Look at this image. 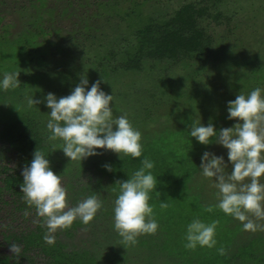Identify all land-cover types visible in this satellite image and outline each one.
<instances>
[{
	"label": "flooded vegetation",
	"instance_id": "flooded-vegetation-1",
	"mask_svg": "<svg viewBox=\"0 0 264 264\" xmlns=\"http://www.w3.org/2000/svg\"><path fill=\"white\" fill-rule=\"evenodd\" d=\"M13 1L11 11L14 13L24 10L27 13V21L24 30L12 38L0 16V74L19 71L20 81L19 87L15 89L0 90V264L91 263L93 258L88 259L94 255L91 251L66 245V238L70 239L76 226L86 225L77 218L70 227L57 229L53 233V244L46 243L43 238L47 233L44 218L37 215L34 205L26 202L19 188L23 182L21 170L31 161L35 149L47 155L53 172L60 175V162L53 150L55 145L48 139L50 132L46 126L42 128L36 118L45 95L51 92L49 87L42 84L46 72L50 70L49 66L53 62H62L65 65L77 55L85 54L86 50L98 53L96 56H99V49H105L112 41L109 39L110 35H114V38H119L121 44L116 51L110 52V57L102 56L85 61L86 67L91 69L90 78L91 75H96L99 81H102L111 74L137 73L145 69L147 64L152 67L159 63L169 67H188L190 73L186 72L185 76H196L197 66L192 69V65H198L208 56V50L213 44L209 30L211 31L213 26L222 25L225 20L230 23L232 18L224 17L226 14L223 12L221 0H47V13H42L41 16L45 19L43 28L50 34L40 31L41 35L34 36L33 33L29 44H26L24 34L33 27L30 26L33 17H29V4L35 0ZM101 1H105L107 8L101 6L96 9L95 5ZM244 1L254 14H262L260 11L264 10V0ZM60 2H63V5H60ZM96 11H99V15L93 17ZM0 14L3 15L1 10ZM48 16L53 18H50L53 23L47 22ZM112 25L116 29L109 33L106 29ZM53 46L56 48L52 50ZM36 47H40V51L45 53L44 62L38 61L40 52L35 50ZM235 64L241 65L237 61ZM245 65H241L244 70L238 74L232 73L231 87L237 88L243 76L249 74L245 72ZM249 66L251 75L260 73L259 77L264 76V65H255L254 61L250 62ZM64 75V79L57 80L59 83L54 84L56 90L61 87L64 89L63 94L72 87L69 78H73L71 72L64 71ZM56 90L54 92L59 93ZM30 95L41 103L29 107L25 100H28ZM40 113L43 115L41 111ZM46 118H49L48 115ZM122 157L124 156H120L119 160H122ZM117 158H97L96 161L86 158L81 164L77 162L68 175V182L62 184L66 189L67 207H74L82 201L83 195L98 194L101 188L96 189L93 183L97 174H101L102 182L99 184L103 185L102 187L106 182H112L108 178V171L105 169L99 173L97 166L98 162L103 160L109 161V165L110 161ZM11 161L13 165H9ZM124 171L125 169L118 173V180H124ZM192 172L193 170L189 169L190 177ZM117 193L116 189L115 194ZM31 215L34 216L33 219ZM23 221L28 223V226L25 227ZM13 243L19 245L18 254L10 251L9 246Z\"/></svg>",
	"mask_w": 264,
	"mask_h": 264
},
{
	"label": "rangeland",
	"instance_id": "rangeland-1",
	"mask_svg": "<svg viewBox=\"0 0 264 264\" xmlns=\"http://www.w3.org/2000/svg\"><path fill=\"white\" fill-rule=\"evenodd\" d=\"M164 2L166 0H163ZM223 2L224 17H231L230 23L225 20L222 25L209 30V35L213 37L212 47L208 50L206 56L198 65L193 64L198 70L196 76H185L190 73L188 67H169L164 64H157L150 67L149 64L141 72L137 73H115L111 74L100 81V88L105 93H112L114 115L127 114L132 126L141 132V144L146 145L152 141H158L159 134L166 130H176L181 126V121L190 113L191 122L207 125L212 123L215 129L233 126L238 121L226 119L227 101L234 100L239 93L247 95L252 89L261 87L264 89V76L259 77L260 73L251 75L249 71L250 62L264 65V10L261 15L254 14L251 7L244 0H221ZM3 12L2 20L10 37L15 38L24 30V24L27 21V13L23 10L11 11L14 4L13 0H0ZM239 3V4H238ZM63 5V2L59 3ZM213 25V22L211 23ZM116 29L115 26H109L106 30L112 33ZM115 33V32H114ZM125 32L120 35L123 36ZM112 41L105 49H99L98 53H92L86 50L85 54L77 55L72 61L66 63H51L50 70L46 72L44 87H49L50 91L57 98L68 95L71 89L79 82L80 74L85 73L90 82L99 81L98 76L89 77V69L86 67L85 61L97 57H110V52L116 51L121 44L119 38L110 35ZM52 47L51 49H55ZM101 52V54H100ZM246 64L245 72L241 82L236 87H231L230 77L232 73L238 74L243 66L236 65ZM60 63V64H59ZM57 66L58 68H55ZM55 68V69H52ZM66 73H72L73 78L70 79L71 88L65 94L64 89L56 90L54 86L59 83L57 80L65 78ZM187 72V73H186ZM98 75V73H96ZM64 76V77H62ZM183 76L185 79H183ZM192 78V79H187ZM92 79V80H91ZM56 80V81H55ZM104 82V84H103ZM50 83V84H49ZM54 87V88H53ZM56 90L59 93H55ZM49 91V90H48ZM48 93V92H47ZM31 96V95H30ZM28 96V98L30 97ZM33 97V96H32ZM27 103V100H25ZM24 108V106H22ZM40 111L43 113L41 115ZM49 111L43 103L37 111V120L41 127L46 125ZM47 131V129H45ZM44 131V130H43ZM189 140L186 138V141ZM55 147H59L62 143L59 140L51 141ZM190 143V144H189ZM185 143L188 149L191 166L194 167L191 176V189L197 194L199 201H204L210 205H215L218 201V190L214 186L211 178H205L198 168L201 161L200 157L204 151L223 156L228 170H231V164L227 161V150L216 143L208 145L196 143L195 141ZM98 155L90 156V161L96 159L117 158L118 155L111 150L97 149ZM57 160L60 162L59 170L61 183L64 184L69 180V173L73 171L76 160H69L60 149L55 150ZM121 154L120 156H123ZM55 158V159H56ZM97 159V160H98ZM13 161H11L12 164ZM170 179V178H169ZM260 181L264 183V176L260 177ZM244 183L247 182V178ZM183 183V182H181ZM173 189L170 192L176 199L179 198L175 182H170ZM187 182H185L186 186ZM169 187V188H172ZM167 190V188H164ZM184 188H182L183 190ZM107 190V191H106ZM163 190V189H162ZM108 186L100 189L98 198L102 201V208L97 211L94 218L85 227L77 225L74 233H71L70 239L66 238V245L75 246L80 249L83 247L86 251L94 254V260L98 264H114L110 262L111 249L117 247L123 249L125 256L122 264H173V260L162 259L163 256L154 252L156 246V237L154 244L150 246L146 242L145 234L137 237L135 245H127L122 243L121 237L113 228V203L112 194H107ZM89 193H91L89 191ZM88 193V194H89ZM88 195H83L86 198ZM82 198V200H83ZM207 207V206H206ZM213 210V209H212ZM205 213H209L208 207ZM187 218L185 222H190ZM251 215V214H249ZM33 219L34 216L31 215ZM228 219L224 220L225 224L219 223L216 226V241H223L230 236V243L222 246L224 255L219 256L217 264H264V230L255 232L245 231L242 229V222L227 215ZM20 219H23L20 217ZM156 220V219H155ZM264 224V220L258 221ZM26 227L28 223L22 222ZM79 224V223H78ZM21 225V220L19 222ZM32 226V225H31ZM33 227V226H32ZM157 233V232H155ZM144 241V242H143ZM222 243V242H220ZM250 255V257H249Z\"/></svg>",
	"mask_w": 264,
	"mask_h": 264
},
{
	"label": "clouds",
	"instance_id": "clouds-1",
	"mask_svg": "<svg viewBox=\"0 0 264 264\" xmlns=\"http://www.w3.org/2000/svg\"><path fill=\"white\" fill-rule=\"evenodd\" d=\"M19 71L0 74V90L19 87ZM85 73L80 74L79 82L68 95L59 98L48 92L43 103L48 120L46 128L51 141L62 143L53 150L60 149L69 160L81 161L98 155L97 149L111 150L120 158L121 154L132 158L142 157L141 132L134 128L127 114L114 115L112 93L100 88V81L90 86ZM41 103L30 96L29 107ZM226 119L238 122L230 127L215 129L212 123L204 125L192 122L188 136L194 137L203 145L216 143L227 150V161L223 156L204 151L200 157L199 169L205 178H211L218 190L217 203L208 206L220 209L224 214L242 222V229L255 232L264 230V89L256 87L247 95L242 92L234 100L227 101ZM52 150V151H53ZM43 152L35 149L31 161L22 168L23 182L19 185L24 199L34 205L37 215L44 218L47 233L45 242L53 244L57 229L70 227L77 218L87 225L102 208V201L92 194L67 207L66 189L60 175L53 172L49 160ZM141 166L132 172L126 180H118V194L113 203V228L123 244L135 245L137 237L143 234H155L158 223L153 218L149 204V193L155 190L157 179L150 171L154 162L147 157L140 159ZM103 167L112 171L110 165ZM247 178V182L244 183ZM161 207H167L161 201ZM251 214V215H249ZM218 221L206 223L199 217H193L185 226L184 247L195 249L197 246L213 248ZM10 251L18 254L19 245L10 244ZM223 255L224 249H217Z\"/></svg>",
	"mask_w": 264,
	"mask_h": 264
},
{
	"label": "trees",
	"instance_id": "trees-1",
	"mask_svg": "<svg viewBox=\"0 0 264 264\" xmlns=\"http://www.w3.org/2000/svg\"><path fill=\"white\" fill-rule=\"evenodd\" d=\"M105 1L98 2L95 5L96 9H98L101 6H104V8H107L108 5H105ZM46 3H47V0H35V1H32L31 4H29V7L31 8V15H29V17H33L31 20L30 26H33V27H31L32 29L29 30V32L27 31L25 32L24 43L29 44V39L33 35V33H34V36L41 35L40 31H42V33L44 31L46 34H50V32L47 31L46 29H45L46 31L44 30L43 27L45 26H43V23L45 22V19L43 18V16H41L42 13H47L48 7ZM97 15H99V11H96L92 16L94 17ZM48 17L49 18L47 19V22L53 23V21L51 20L53 18L51 16H48ZM46 43H49V42H46ZM35 50L40 52L38 61L40 60L41 62H44L45 53L40 51V47H36ZM189 114L190 113H186V115L181 121V124H180L181 126H179L176 130H166L165 128L163 132L159 134V138H156L158 139V141H152L142 146V149H143L142 157H147L148 159L154 162V167L150 171L153 172L152 174L156 176V179H157L155 190H157L158 188L160 190L162 188L163 189L169 188L171 184H169L168 182H175L178 184V186H182L183 188H185V182H187L186 185L190 183L191 177L189 176L190 175L189 169L194 170V167L191 166V163H189L191 161H190L188 149H186L188 148L187 147L188 144L185 145V143H189V142L193 143L194 141L196 142V140L194 137L188 136V131L190 130V125L192 123L190 116H188ZM186 138L189 140L186 141ZM142 157L132 158L126 155L122 157L123 159L121 158L122 160H119L120 158L118 157L117 158L118 160L115 159L113 161H110L109 165L111 166L113 170L108 171L107 174H108V178L112 182H108V183L106 182L104 186L109 187V192H107L108 194L114 193L113 195L114 200L118 194V193L115 194V190L117 189V192L119 191V185L115 183L119 179L118 173L120 174L121 170L123 171L125 169L124 172H126V174L124 176V180H126L128 177L131 176L133 171H135L141 166L140 159ZM108 163L109 161H106V160H103L102 162H98L97 169L99 173H102L105 170L103 165L108 164ZM101 180H102L101 174L100 175L97 174V177L95 178L93 182L94 185H96L94 186L96 189L102 188L103 185L99 184L100 182H102ZM149 195H150V199L148 202L152 206L153 218L154 219L159 218V220L162 219L164 220L167 226L170 225L171 224L170 221L173 218L172 216H174L173 211H175L174 210L175 208L173 207L174 201L172 200V197L170 196V194L166 193L163 195L162 193L161 195V193L153 191V192H150ZM194 198H191L192 200V203H190L192 204L191 208L185 209V204L183 202H179V203L176 202L177 211L180 213H185V215H188V213H190L188 216V219L190 221L193 217H199L201 220L205 221L206 223H210L212 220H216L218 221V224L219 223L225 224L224 220L226 218L225 219L223 217L218 218L215 210L209 211L208 214L205 213V209H207L209 205H203L199 200L196 199V197ZM161 201H165V203L167 204V207H161ZM164 222H162L161 224H163ZM217 232L218 230L215 233V238H217L216 237ZM230 239L231 237L227 236L223 241H217L218 242L217 244H222L224 246H227L228 243H230ZM146 242L148 243L147 240ZM152 242L153 241H151L148 245L152 244ZM169 248H172L171 245H168L165 250H168ZM121 251H123V249L120 247L115 248L113 250V253L111 249L109 253L111 257L113 256V258H110L111 263L122 264L123 262H125L124 261L125 254L124 252H121ZM169 255L170 256L173 255L172 251H170ZM219 255L223 256L224 254L223 255L219 254ZM90 258L94 259V255H91V257H88L89 260ZM93 259H91L92 261L91 263H89V261L88 263L98 264Z\"/></svg>",
	"mask_w": 264,
	"mask_h": 264
},
{
	"label": "water",
	"instance_id": "water-1",
	"mask_svg": "<svg viewBox=\"0 0 264 264\" xmlns=\"http://www.w3.org/2000/svg\"><path fill=\"white\" fill-rule=\"evenodd\" d=\"M196 143L198 142L196 141ZM123 156H126V155H123ZM190 182L192 181L190 180ZM176 188L178 192L180 193V196L178 199H176L169 192L173 189V187L170 189L167 188V190L163 188H162L163 190L162 189L160 190L159 188L155 190L156 192L161 193V195L162 193L163 195L166 193L170 194V196L172 197V200L174 201L173 207L175 208L174 209L175 211H173L174 216H172L173 218L170 221L171 223L170 225L167 226L164 220L162 219L159 220V218H157L156 219L158 223V229L156 231L157 233L145 234L147 236V239H150V240H154V238L156 237V246L154 247V252L163 256L162 259L173 260L174 261L173 264H217L219 263L218 261H219L220 255L217 249L224 246L222 244H216L213 248L197 246L195 249H186L184 247V243H185L184 232H185V226L187 224V222H185L184 219L187 218V215H185V213H180L177 211L176 202L178 203L183 202L185 204V209H186V208H191L192 206V204H190L192 203L191 198L196 197L197 200L199 199H198L197 194H195V192L192 191L191 183H188V185H186L183 190H182L183 188L182 186L177 185ZM201 203L203 205L210 206V204L204 201H202ZM213 210H215L218 218L223 217L224 219L225 218L227 219V215L224 214L220 209L213 207ZM162 222L164 223L161 224ZM147 241H148V244L151 242L149 240ZM152 244H154V241L152 242ZM168 245H171L172 248L165 250ZM170 251H172L173 253L172 256L169 255Z\"/></svg>",
	"mask_w": 264,
	"mask_h": 264
}]
</instances>
